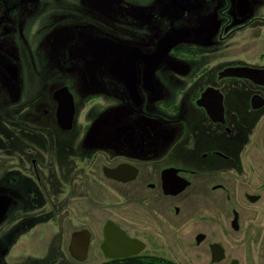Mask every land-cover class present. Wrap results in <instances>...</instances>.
I'll list each match as a JSON object with an SVG mask.
<instances>
[{
    "label": "flooded vegetation",
    "instance_id": "af4514ba",
    "mask_svg": "<svg viewBox=\"0 0 264 264\" xmlns=\"http://www.w3.org/2000/svg\"><path fill=\"white\" fill-rule=\"evenodd\" d=\"M242 68L264 70V0H0V264L205 241L264 264V73Z\"/></svg>",
    "mask_w": 264,
    "mask_h": 264
},
{
    "label": "rangeland",
    "instance_id": "374dc122",
    "mask_svg": "<svg viewBox=\"0 0 264 264\" xmlns=\"http://www.w3.org/2000/svg\"><path fill=\"white\" fill-rule=\"evenodd\" d=\"M246 34H249V32L240 35V37H242V36L245 37ZM201 228L202 227L199 224H198V226H196V225L192 226V224L190 225L189 235H190L191 240H192V238H194V234L196 233V231H198V229L200 230ZM208 228H212V227H208ZM216 228H218V227H216ZM219 228H220L219 229L220 231L221 230L224 231V227H219ZM221 239L224 242L225 246L227 247V252L229 253V255H231L230 250L232 248V243H231L230 235L228 233H226L225 235L222 236ZM208 253H209L208 241H205L199 246L188 247V252H186V250L180 249V247L177 248V251L174 252V255L172 256V259L177 261V262L180 261L184 264H204V263L207 264L210 261V255ZM204 254H206V256L203 258ZM207 254H208V256H207ZM202 258L204 259V261ZM228 261H229V257L220 264H227Z\"/></svg>",
    "mask_w": 264,
    "mask_h": 264
},
{
    "label": "water",
    "instance_id": "95a60500",
    "mask_svg": "<svg viewBox=\"0 0 264 264\" xmlns=\"http://www.w3.org/2000/svg\"><path fill=\"white\" fill-rule=\"evenodd\" d=\"M233 69H235V68H233ZM239 71H240L239 73L238 72L237 73L231 72L230 74H238V75L250 77L252 79H255L256 81H260L262 79V76H263V73H264V70L256 69V68H242ZM82 234L83 233H79L77 235V237L74 236V239H73V241L71 243V248H73V246H75V243H76V239L75 238H77V241L81 240L80 239L81 237L78 238V236L79 235L81 236ZM107 235H108L107 238H108V241H109L110 244L112 242H115V241H120L123 244L124 248H130L135 243H138V244L141 245V246L139 245L140 246L139 248L140 249L143 248V243L141 241L134 240V239L130 238L123 230H120V229L116 228L115 225H111L110 226L109 230L107 231ZM114 235H117L118 238L113 237ZM201 239H202V235H199L198 236V240L200 241ZM216 245H218V247H220L218 250L222 253L223 252V247L220 246L219 244H216ZM214 247L215 246H213V260H218L221 257H216V251H215ZM133 252L134 251L128 250V251L120 252V253H109V255L110 256L128 255V254H131Z\"/></svg>",
    "mask_w": 264,
    "mask_h": 264
},
{
    "label": "trees",
    "instance_id": "16d2710c",
    "mask_svg": "<svg viewBox=\"0 0 264 264\" xmlns=\"http://www.w3.org/2000/svg\"><path fill=\"white\" fill-rule=\"evenodd\" d=\"M122 264H181L173 259H165L161 257H150V258H141L137 256H132L125 258Z\"/></svg>",
    "mask_w": 264,
    "mask_h": 264
}]
</instances>
